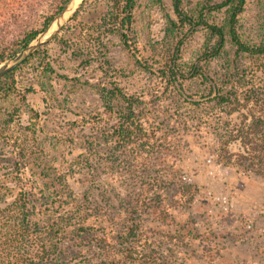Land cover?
<instances>
[{
    "label": "rangeland",
    "instance_id": "rangeland-1",
    "mask_svg": "<svg viewBox=\"0 0 264 264\" xmlns=\"http://www.w3.org/2000/svg\"><path fill=\"white\" fill-rule=\"evenodd\" d=\"M63 1L26 0L13 20L0 24V52L30 32H38L39 37L47 29L52 31ZM164 3L165 9L142 0L134 11L138 51L132 50L139 64H134L128 46L111 33L118 31L120 23L113 28L116 31H110L112 25L108 22L112 14L117 17L125 10L126 3L80 0L56 40L45 45L55 74L48 79L38 76L40 71L33 62L17 73V83L21 84L17 94L8 95L0 88V186L16 187L10 180L23 171L26 176L22 184L32 187L35 185L34 178L30 180L32 174L44 176L46 168L52 164L66 173L73 164L75 174L70 182L74 193L92 208L96 216L93 220L101 224L100 235L107 232V222L119 223L132 218L143 226V240L156 242L160 247L163 264H264V174L246 175L236 167L219 164L217 139L205 125L195 127L171 154L199 193L189 207L171 211L170 217L160 215L157 204H143L139 213L132 210L126 214V210L133 207L135 194L145 187L146 178L155 175L157 155L135 159V155L114 152L111 144L107 148L108 143L102 144L99 153L86 155L85 147L100 138L93 135V124L86 130L75 131V135L69 131L72 122L81 116L93 118L98 112H104L101 90L110 88L111 84L117 82L130 91H146L159 83V66L173 56L177 47L168 27L167 18L172 17L170 0ZM77 10L79 14L74 19ZM126 15L123 13L120 21ZM50 17L52 20L45 28V21ZM263 23L264 0H250L240 17L242 34L256 38L261 34ZM127 28L123 29L128 31ZM206 40L204 31L188 34L178 51L183 55L185 66L200 62ZM243 62L247 73L253 71L249 82L264 92V61L244 58ZM223 63V60L214 61L213 70H221ZM44 82L52 83L55 101L46 93L50 91L42 87ZM191 82L192 94L200 96L187 99L194 103L205 102L207 99L201 97L202 81ZM177 106L184 116H196L191 112L195 106L183 101ZM35 110H39V114L36 115ZM254 111L264 113V105L255 107ZM248 114L242 109L233 115L216 113L213 118L222 131L231 132L242 125ZM229 149L234 153L242 151L239 142L231 143ZM16 151L24 158L16 156ZM37 191L44 204V182L38 183ZM42 208L40 212H44L45 206ZM22 211L17 189L10 196H0V264H52L44 243L50 217H29ZM144 245L134 247L139 251L136 255L137 251L133 250L135 263L119 264H143L140 256L147 252V249L142 251ZM118 249L110 250L111 259L114 254H118L117 259L132 254L118 253ZM105 256L103 253L95 260L100 262ZM58 262H62V258Z\"/></svg>",
    "mask_w": 264,
    "mask_h": 264
},
{
    "label": "trees",
    "instance_id": "trees-1",
    "mask_svg": "<svg viewBox=\"0 0 264 264\" xmlns=\"http://www.w3.org/2000/svg\"><path fill=\"white\" fill-rule=\"evenodd\" d=\"M141 1L119 0V3H126L125 10L117 17L112 14L108 20L109 25H112L110 31L118 30L116 34L111 33L128 46L135 65L139 64V60L132 50L138 51L133 17ZM146 1L157 3L165 9V0ZM249 1L170 0L172 17L167 18L168 27L177 47L173 56L159 66V83L146 91H130L115 82L110 88L101 90L104 112H98L93 118L83 115L72 122L69 130L72 135H75L73 133L80 128L86 130L93 124L94 128L91 129L93 135L96 138L100 137L90 146L85 147L88 153L86 155L99 153L103 143H108L107 148L110 144L113 145L111 150L114 152L128 156L135 155V159L157 155L155 160L158 162V168L155 175L146 178L145 187L140 188V192L135 194L133 207L128 208L126 214H130L132 210L139 213L143 204L146 206L157 204L160 215L170 217L171 211L176 212L178 208H187L193 203L195 195L199 193L198 188L183 174L171 154L184 137L191 135L195 127L199 129L205 125V129L217 139L219 148L216 157L219 164L236 167L246 175L264 174V113L259 114L254 111L255 107L263 108L264 92H260V87L255 83L249 82L251 80L249 75H253V71L247 73L243 62L244 58L264 61V23L261 34L256 38H248L242 34L240 17ZM65 2L66 0L63 4ZM26 3V0H0V24L13 20L16 11ZM123 13L127 14L126 18L120 21ZM78 14L79 10L75 13L74 19ZM51 20L50 17L45 21V28L49 26ZM117 23H120L121 27L113 30ZM125 26L128 27V31L123 29ZM192 31H204L207 40L201 51L200 62L185 66L183 55L178 51H181V44ZM38 35V32H30L17 43L4 47L0 52V65L32 43ZM129 42L133 45H129ZM216 60H223L221 70H213L212 64ZM31 64L37 65V71H40L38 76L44 79L55 74L47 46H44L14 71L4 76L0 80V88L8 95L17 94L21 87L16 80L17 73L27 69ZM196 79L202 81L204 85V93L201 97L207 100L202 103H194L187 99L188 96H200L191 92V81ZM42 87L50 91L46 93L52 97V101H55L56 92L52 83L44 82ZM182 101L195 106L191 110L196 115L194 118L184 116L183 110L177 106ZM242 109L247 110L249 114L242 125L231 132L222 131L217 122H214L213 117L216 113L221 115L227 112L233 115ZM34 113L39 114V110H35ZM234 142L241 144V152L230 151L229 146ZM16 156L20 159L24 158L22 153L17 151ZM87 160L92 159L87 158ZM75 167L72 164L68 172L62 173L55 164H52L46 168L44 176L39 178L34 174L31 175L30 180L33 177L35 182L32 187L23 185L22 180L26 175L23 171L17 172V176L10 180L16 187L0 186L1 198L10 196L17 189L23 214L29 217L39 215L50 217L44 234V243L45 249L50 252L51 263L119 264L124 261L135 263L137 258L134 254L137 255L139 251L134 247L146 244L142 251L147 249V252L141 254V262L163 264L161 251L158 250L160 247L155 245L156 242L143 240V226L132 218H125L119 223L107 222V232L100 235L98 227L101 224L93 220L96 216L92 208L86 205V200H81L74 193L70 179L74 178ZM145 167L149 168V165ZM26 168L27 166L24 167ZM141 179L142 182L144 177ZM40 182H44L46 186L45 195L43 194L46 199L44 204H41L42 195L39 196L40 192L37 191ZM171 192L174 193L170 198ZM170 201L173 204L167 206L166 203L169 204ZM42 205L45 206L44 212H40L43 209ZM35 225L38 226L37 223ZM117 249L118 253L132 254L122 259H117L118 254H114L111 259L110 250L117 251ZM133 250L137 252L133 254ZM101 252L106 253V256L97 262L95 257L102 255ZM59 258H62V262H58Z\"/></svg>",
    "mask_w": 264,
    "mask_h": 264
},
{
    "label": "water",
    "instance_id": "water-1",
    "mask_svg": "<svg viewBox=\"0 0 264 264\" xmlns=\"http://www.w3.org/2000/svg\"><path fill=\"white\" fill-rule=\"evenodd\" d=\"M76 2L77 0H66L54 19L55 23L52 31L50 29L45 30L42 35L36 38L32 43L12 56L7 62L0 65V80L23 64L37 50L47 45L59 35L69 19V16L75 11L77 7Z\"/></svg>",
    "mask_w": 264,
    "mask_h": 264
},
{
    "label": "bare ground",
    "instance_id": "bare-ground-1",
    "mask_svg": "<svg viewBox=\"0 0 264 264\" xmlns=\"http://www.w3.org/2000/svg\"><path fill=\"white\" fill-rule=\"evenodd\" d=\"M80 2V0H77V2L76 3H79Z\"/></svg>",
    "mask_w": 264,
    "mask_h": 264
}]
</instances>
